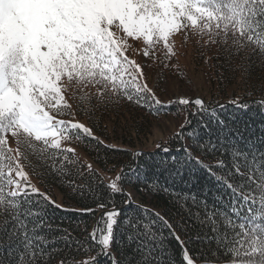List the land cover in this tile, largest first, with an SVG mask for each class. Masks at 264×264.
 I'll return each mask as SVG.
<instances>
[{"label": "snow or ice", "instance_id": "obj_1", "mask_svg": "<svg viewBox=\"0 0 264 264\" xmlns=\"http://www.w3.org/2000/svg\"><path fill=\"white\" fill-rule=\"evenodd\" d=\"M177 37L264 90V0H0V264H264V99L230 101L241 119L149 86ZM121 104L175 130L152 151L107 145L91 117ZM93 142L91 161L74 146ZM101 148L129 157L107 182Z\"/></svg>", "mask_w": 264, "mask_h": 264}, {"label": "trees", "instance_id": "obj_2", "mask_svg": "<svg viewBox=\"0 0 264 264\" xmlns=\"http://www.w3.org/2000/svg\"><path fill=\"white\" fill-rule=\"evenodd\" d=\"M214 52L215 50L213 49L212 52L207 53L206 55H213ZM188 53L193 70L204 74V76L208 78L207 83L209 84L211 92L208 98H204L205 101H213L214 103L223 104L224 108L217 110L225 117L234 115L241 119L245 118L246 110L238 108L230 103V101L233 100H239L242 103L250 104L252 111L248 112V115H254L256 113L257 107L255 104H252V102L264 99V90L253 91L242 83L239 73L233 74L225 68L213 67L214 64L219 63L218 61L209 60L206 64L204 60L201 59L200 53L191 43L190 49L188 48ZM157 69H160V67L153 66L151 69H147V72H151L152 76V74L155 73V70L157 72ZM80 119L83 121L85 120L86 123L88 122V117L86 116L82 115ZM91 123L94 126L95 134L107 145H114L117 148L124 150L143 148L145 151H152L154 143L152 142L154 130L152 128H154L155 123L152 121L151 117L146 120L144 118V113L140 110L125 107L121 104L118 107L110 108L108 110L97 111L95 115L91 117ZM167 137L165 139H167ZM77 146L85 153L90 151L92 155H88V157L92 160L96 156L94 142L93 145H89L87 150L83 145ZM105 152H107V156H105ZM105 159H107L108 163H104ZM99 160L100 163H96L98 169L103 168L105 169V171H103L104 173L115 175V172L119 171V163L117 162L127 163L129 157L125 155L124 152L113 153L108 149L101 148L99 150ZM113 164L116 165L115 170L111 172L107 171V169L112 167ZM41 187L43 188V186ZM55 190L61 194V200L64 202L67 189H62L56 184H51L48 187V192L51 196H53ZM151 199L153 203L159 201L160 205L163 206L168 197L165 194L160 193L159 196L153 195ZM148 200L149 196L146 189H142L140 193L134 194V203L147 202ZM60 215H63V213H60ZM88 220L91 228L93 223L92 218H88ZM195 247H199V245H195Z\"/></svg>", "mask_w": 264, "mask_h": 264}, {"label": "rangeland", "instance_id": "obj_3", "mask_svg": "<svg viewBox=\"0 0 264 264\" xmlns=\"http://www.w3.org/2000/svg\"><path fill=\"white\" fill-rule=\"evenodd\" d=\"M176 48L177 51L181 54L172 60V64L175 65V67L171 71L164 70L162 76L158 75L160 73L159 72L160 69H157V72L155 70V73L152 74V76H151V72H148L149 85L152 86V84L157 80H160L161 86H163L165 81L169 83H171L172 81H178V82H182L183 84H187L190 87L191 91L187 93L188 95H192V96L198 95L203 98H208L211 92L209 84L207 83L208 78H206L204 74L193 70V66L190 63V58L188 53V48L190 49V43L184 47H181L180 38L177 37ZM130 57L134 59H141L133 52L130 53ZM181 94H185V93L182 92ZM161 99L166 100L167 97L161 95ZM81 121L85 122V120L84 121L81 120ZM152 129H154L153 141H152L154 142L156 140H164L168 135L171 134L172 131L175 130V127L171 124H169L167 127H165L164 124H161L160 127L154 126V128ZM74 146L77 147V150L81 156H86L88 160L90 161L92 160L90 157H88L87 153H85L81 148H79L77 145ZM93 167L98 169V165L96 163H93ZM101 174L105 178V182H107L108 177L115 176L113 174H107L104 172H102ZM52 198L57 203L62 202L61 194L57 190L54 191Z\"/></svg>", "mask_w": 264, "mask_h": 264}]
</instances>
